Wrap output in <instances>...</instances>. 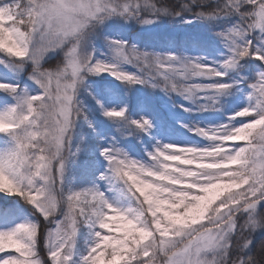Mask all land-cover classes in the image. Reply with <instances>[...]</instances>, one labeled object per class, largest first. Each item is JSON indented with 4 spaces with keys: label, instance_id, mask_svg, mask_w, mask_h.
I'll use <instances>...</instances> for the list:
<instances>
[{
    "label": "snow or ice",
    "instance_id": "1",
    "mask_svg": "<svg viewBox=\"0 0 264 264\" xmlns=\"http://www.w3.org/2000/svg\"><path fill=\"white\" fill-rule=\"evenodd\" d=\"M0 264H264V0H0Z\"/></svg>",
    "mask_w": 264,
    "mask_h": 264
},
{
    "label": "trees",
    "instance_id": "2",
    "mask_svg": "<svg viewBox=\"0 0 264 264\" xmlns=\"http://www.w3.org/2000/svg\"><path fill=\"white\" fill-rule=\"evenodd\" d=\"M3 203V197H0V204Z\"/></svg>",
    "mask_w": 264,
    "mask_h": 264
}]
</instances>
